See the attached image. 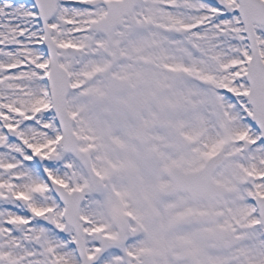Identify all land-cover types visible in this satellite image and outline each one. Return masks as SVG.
<instances>
[{
  "label": "snow or ice",
  "instance_id": "6c2138e0",
  "mask_svg": "<svg viewBox=\"0 0 264 264\" xmlns=\"http://www.w3.org/2000/svg\"><path fill=\"white\" fill-rule=\"evenodd\" d=\"M0 264H264V0H0Z\"/></svg>",
  "mask_w": 264,
  "mask_h": 264
}]
</instances>
